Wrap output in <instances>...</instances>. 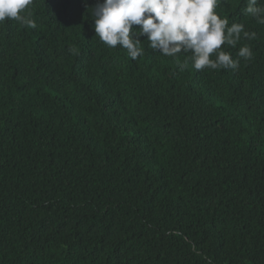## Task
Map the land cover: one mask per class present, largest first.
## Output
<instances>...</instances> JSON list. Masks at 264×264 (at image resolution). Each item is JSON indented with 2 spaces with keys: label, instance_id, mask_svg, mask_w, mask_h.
Masks as SVG:
<instances>
[{
  "label": "trees",
  "instance_id": "1",
  "mask_svg": "<svg viewBox=\"0 0 264 264\" xmlns=\"http://www.w3.org/2000/svg\"><path fill=\"white\" fill-rule=\"evenodd\" d=\"M96 3L0 23V264H264V25L221 0L254 59L181 71L102 44Z\"/></svg>",
  "mask_w": 264,
  "mask_h": 264
},
{
  "label": "clouds",
  "instance_id": "2",
  "mask_svg": "<svg viewBox=\"0 0 264 264\" xmlns=\"http://www.w3.org/2000/svg\"><path fill=\"white\" fill-rule=\"evenodd\" d=\"M34 0H0V23L14 20L25 28L37 24L29 6ZM221 0H97L90 18L95 36L111 49L120 47L136 61L144 55L143 42L161 56L178 58L181 71L192 69L236 71L241 60L254 54L249 44L238 48L236 59L223 46L236 48L242 40H255L257 33L243 23L229 25L227 17L216 11ZM26 13V14H25ZM245 15L264 25V0H246Z\"/></svg>",
  "mask_w": 264,
  "mask_h": 264
}]
</instances>
